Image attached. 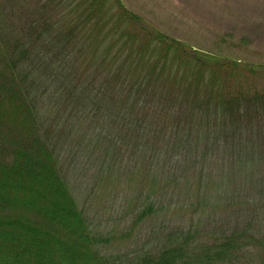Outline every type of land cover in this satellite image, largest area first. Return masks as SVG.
Returning a JSON list of instances; mask_svg holds the SVG:
<instances>
[{
	"label": "trees",
	"instance_id": "16d2710c",
	"mask_svg": "<svg viewBox=\"0 0 264 264\" xmlns=\"http://www.w3.org/2000/svg\"><path fill=\"white\" fill-rule=\"evenodd\" d=\"M22 1L0 0V264H264V62L122 0Z\"/></svg>",
	"mask_w": 264,
	"mask_h": 264
},
{
	"label": "rangeland",
	"instance_id": "374dc122",
	"mask_svg": "<svg viewBox=\"0 0 264 264\" xmlns=\"http://www.w3.org/2000/svg\"><path fill=\"white\" fill-rule=\"evenodd\" d=\"M14 1L18 7L25 6L22 0ZM122 3L127 9L144 18L154 28L189 44L195 49L209 52L222 50L229 57H236L239 60L248 59L256 63L264 62V0H122ZM224 38L231 41L222 44ZM244 39L248 41L249 45L236 48V45ZM220 43L222 45L217 48ZM233 43H235L234 46ZM130 165L134 166V161ZM82 169L81 167L80 170L84 173L85 170ZM122 173V183L128 187H118V191L131 190L130 187H132L140 195L141 182L144 183L147 172L141 169L137 171L136 176H134L135 172L131 176L125 171ZM86 175L91 179L89 181L91 185L86 183L82 186L85 189L84 192L88 193L91 190L95 192L94 194L100 195L105 182L100 188H95L96 181H98L97 177L91 171L86 172ZM92 185L94 187L90 188ZM164 188L163 193L170 195V190L167 191V187ZM144 191L148 192V190ZM118 194H120L118 200L121 202L125 192ZM103 197L109 199L107 194ZM145 205L146 201L143 203L142 201L133 202L131 208L126 209L125 207V210L121 214L119 212L118 216L128 215L130 221L138 219L139 213L144 210ZM172 216L173 211L168 214L167 221ZM162 220L164 219L159 215L147 217L137 229L151 231L154 227H159ZM115 223L108 224L105 222L104 224L111 228Z\"/></svg>",
	"mask_w": 264,
	"mask_h": 264
}]
</instances>
